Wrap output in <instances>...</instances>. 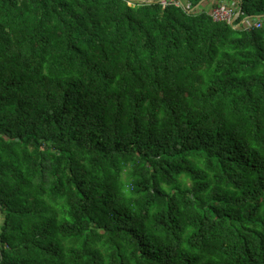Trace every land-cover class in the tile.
I'll return each instance as SVG.
<instances>
[{
  "label": "trees",
  "instance_id": "obj_1",
  "mask_svg": "<svg viewBox=\"0 0 264 264\" xmlns=\"http://www.w3.org/2000/svg\"><path fill=\"white\" fill-rule=\"evenodd\" d=\"M156 1L0 0V264H264V0Z\"/></svg>",
  "mask_w": 264,
  "mask_h": 264
},
{
  "label": "built area",
  "instance_id": "obj_2",
  "mask_svg": "<svg viewBox=\"0 0 264 264\" xmlns=\"http://www.w3.org/2000/svg\"><path fill=\"white\" fill-rule=\"evenodd\" d=\"M128 1H129V5H132V1L134 0H128ZM141 1L145 2V0H141ZM160 1L165 8H167L171 4H176L178 6H183L184 8L186 7L187 9H190V4H186L183 1H179V0H160ZM210 15L212 16L213 20L216 22H226L230 25H235L236 21L241 15V8L231 5L228 2L220 1L214 4V6L211 8ZM253 19L246 18V20H244V22L241 23L245 26L246 30L261 28L264 25L263 21L260 20L254 21Z\"/></svg>",
  "mask_w": 264,
  "mask_h": 264
},
{
  "label": "water",
  "instance_id": "obj_3",
  "mask_svg": "<svg viewBox=\"0 0 264 264\" xmlns=\"http://www.w3.org/2000/svg\"><path fill=\"white\" fill-rule=\"evenodd\" d=\"M145 2L146 3H150V4L157 3L156 0H145ZM200 5H201V3L197 7H195L193 10L198 9L200 7ZM250 19H253V18H250Z\"/></svg>",
  "mask_w": 264,
  "mask_h": 264
},
{
  "label": "rangeland",
  "instance_id": "obj_4",
  "mask_svg": "<svg viewBox=\"0 0 264 264\" xmlns=\"http://www.w3.org/2000/svg\"><path fill=\"white\" fill-rule=\"evenodd\" d=\"M228 2H230V4L232 3L231 5L235 4V3L231 2V1H228ZM211 6H212V7L214 6V1L211 2L209 8H210ZM263 19H264V18H263Z\"/></svg>",
  "mask_w": 264,
  "mask_h": 264
}]
</instances>
